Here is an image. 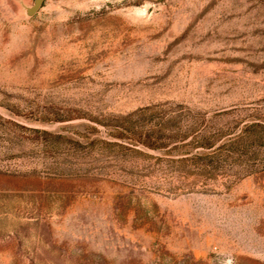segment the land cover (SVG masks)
<instances>
[{
	"label": "rangeland",
	"instance_id": "obj_1",
	"mask_svg": "<svg viewBox=\"0 0 264 264\" xmlns=\"http://www.w3.org/2000/svg\"><path fill=\"white\" fill-rule=\"evenodd\" d=\"M0 264H264V0H0Z\"/></svg>",
	"mask_w": 264,
	"mask_h": 264
},
{
	"label": "trees",
	"instance_id": "obj_2",
	"mask_svg": "<svg viewBox=\"0 0 264 264\" xmlns=\"http://www.w3.org/2000/svg\"><path fill=\"white\" fill-rule=\"evenodd\" d=\"M212 143H206V145H211Z\"/></svg>",
	"mask_w": 264,
	"mask_h": 264
}]
</instances>
